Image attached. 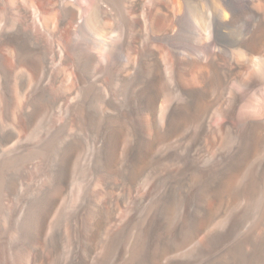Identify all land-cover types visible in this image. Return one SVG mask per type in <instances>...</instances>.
I'll return each instance as SVG.
<instances>
[{"label": "bare ground", "instance_id": "bare-ground-1", "mask_svg": "<svg viewBox=\"0 0 264 264\" xmlns=\"http://www.w3.org/2000/svg\"><path fill=\"white\" fill-rule=\"evenodd\" d=\"M259 64L264 0H0V264H264Z\"/></svg>", "mask_w": 264, "mask_h": 264}, {"label": "rangeland", "instance_id": "rangeland-1", "mask_svg": "<svg viewBox=\"0 0 264 264\" xmlns=\"http://www.w3.org/2000/svg\"><path fill=\"white\" fill-rule=\"evenodd\" d=\"M211 1H212V7H213L215 5V0H211ZM37 3L39 4L38 1H37ZM181 19H182L181 21L186 26L188 25L187 27L189 29H191V30H193V28H195L194 31H207L208 30L209 20L200 12H197V11H194V10H191V11H188V12H184L181 15ZM156 25L159 28H161V27H163L165 25V23L159 20V21L156 22ZM200 29H202V30H200ZM180 36L177 37L176 41L179 43V45L181 44L180 46H181L182 49L180 51L183 52L182 54L189 55L190 57H194L196 54H199V53L200 54L201 53L204 54L203 50H197L195 48H192L191 46H187L188 44H186V39L183 38L184 36L183 35H180ZM162 51H163L162 53L164 54V58H167V60H168V61L166 60L167 63L171 67L172 66L174 67V65H173L174 64V60H173V57H172L171 53L169 52V50L168 49H163ZM187 52H188V54H187ZM191 55H193V56H191ZM240 61H242V60L240 59ZM254 70L256 71L255 72L256 78H258L259 81L264 83V64H261V65L259 64V65L254 66ZM243 72H244V70L241 73H243ZM233 84L235 85V88H237L238 90L242 91V88H241V86L239 84H237L236 82H234ZM258 99H260V100H258ZM241 103L242 104H240V106H239L240 110L238 108V117L239 118H242V116L243 117L244 116H249V115L250 116H255V115L257 116V115L263 114L264 113V100H263V90H262V88H257L255 90L249 92V93L247 92L245 94L244 99H243V101Z\"/></svg>", "mask_w": 264, "mask_h": 264}]
</instances>
